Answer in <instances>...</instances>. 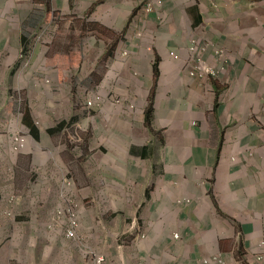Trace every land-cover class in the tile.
Segmentation results:
<instances>
[{
    "label": "crops",
    "instance_id": "1",
    "mask_svg": "<svg viewBox=\"0 0 264 264\" xmlns=\"http://www.w3.org/2000/svg\"><path fill=\"white\" fill-rule=\"evenodd\" d=\"M25 5L28 25L43 38L27 51L21 72H28V81L40 77L42 94L49 87L44 83L51 91L63 86L60 92L72 93L62 78L69 62L82 58V47L86 61H106L109 68L117 60L104 81L108 86L97 80L105 63H95L89 78L91 91L103 99L80 120L94 128V154L105 178L94 183L87 174L83 183L102 189L105 199L127 196L122 202L139 207L131 216L122 214L119 231L105 233L109 245L88 248L108 264H218L212 261L216 256L222 264H264V0H26ZM193 29L195 34L188 32ZM22 36L27 34L20 25L0 24V54L21 58ZM193 40L203 47L204 66L217 75L208 77L200 66L191 74ZM157 57L160 84L149 130L145 110ZM29 66L35 68L25 69ZM116 78L120 86L112 89ZM28 81L20 78L21 87ZM112 91L122 100L112 102ZM130 97L137 100L135 108L127 103ZM217 99L220 127L218 138L211 139L206 123ZM76 179L74 188L80 186ZM92 213L83 212L81 219L91 220ZM37 217L40 230L18 218L17 225L24 226L9 246V264H52L47 246L31 241L45 226L43 214ZM133 221L136 231L121 233ZM59 226L66 237L65 226ZM88 231L89 237H106ZM66 241L56 254L58 264H89Z\"/></svg>",
    "mask_w": 264,
    "mask_h": 264
},
{
    "label": "rangeland",
    "instance_id": "2",
    "mask_svg": "<svg viewBox=\"0 0 264 264\" xmlns=\"http://www.w3.org/2000/svg\"><path fill=\"white\" fill-rule=\"evenodd\" d=\"M25 2L26 0H14V2L13 0H0V7L2 8L0 12V24L9 22L11 25H20L22 32L26 33L28 38V42L24 46L26 49L24 48L21 58L15 59L13 55H10V52H2L0 54V264H9L7 260L9 259V246L15 240L16 230L24 226L17 225L20 222L18 218L26 221L29 226H37V229L40 230L41 221H38L37 217L40 214H43V222L45 223V226L42 227L43 231L40 232L41 235H36L37 237L33 234L32 236L34 238L30 237L31 241L34 240L36 245L42 247L47 246L48 250L54 254L52 256V264H58L56 254L59 253V247L64 240H67L66 243L69 242L72 243L70 245L75 246L74 249L79 257L89 262V264L90 261L93 264L91 253H89L92 250H89L88 247L97 250L98 248L103 249L109 245L111 238L107 237L105 233L108 231L114 232L115 229L119 231L120 228L118 225L121 222L122 214L131 216L135 212L133 210L139 207L137 202H122V200L127 199V196L119 198L117 194L118 199L110 200L109 197L105 199L102 197V189H95L94 186H92L93 189H88L87 187L89 185L83 183V181H88L89 178L94 183H103L105 178L104 172L99 169L101 166H98L100 161L98 160V164L96 163L98 157L94 154L95 149H97L95 148V140L93 137L94 128L92 125L89 127L88 122H81L80 120V117H88L89 113H91V110H87L85 106L87 100L93 99L91 89H95L89 78L91 74H94L92 70H96V67H94L95 63L98 66L105 63V68H102L103 71H99L103 72L100 75L101 77L99 76V72H97L96 74L100 78H96L98 80V86H108V82L104 81L106 79L108 80V70H110V67L117 60H111L109 62V68L106 61L98 60L95 62L96 58L86 61L84 59L88 55H84L82 47V50H79L82 54H78L82 58L78 61L69 62V72L65 78H62L63 82L69 84V87H66V89L71 90L72 93L66 94L63 91L60 92L61 89H65L63 86L59 91H57L55 86H51L53 88L51 91L49 89L50 83H44L45 88L47 85L49 87L47 88L48 90L46 89L45 95L42 94L40 90L42 86L40 77L34 75L28 81V72L24 74L21 72L24 70L22 68L23 62L26 59L24 56L28 53L27 51H33L38 41H42L38 38L36 29L28 25L31 14L29 15L28 12L22 10L26 8ZM35 10L40 9L38 6H34L33 11ZM22 13L24 14L23 18L17 21L16 18ZM36 15L34 14V16ZM12 18L14 19L12 20ZM188 32L195 34L196 29L189 30ZM183 34H185V30ZM192 37L194 36L192 35ZM28 45H31L30 48ZM83 46L85 47L84 42ZM195 47L200 50V54L202 55L204 51L203 47L195 40L190 45L191 55L195 56ZM123 54L124 56L127 55L126 53ZM194 59H196L193 62L195 66L194 70L191 71L193 76L197 74V65L203 64V55L200 63H197V56ZM157 60L160 64V59L157 57L153 64V74L151 75L152 86L147 104V108L150 104L152 105L153 113L155 111V91L157 92L160 84L159 73L156 74L154 69ZM55 64L54 62L53 65ZM34 68L35 66H29L25 69L32 71ZM158 70L160 72L159 67ZM212 71L213 73L209 74L206 72L208 77L217 75V71L214 68H212ZM254 73H257L258 76L261 75V72ZM50 76L53 77V75H48L49 80ZM20 78L21 80L26 79L28 81L26 89L21 87ZM109 86L112 89L119 87V78L110 82ZM217 95L219 99V92H217ZM30 97L33 98L31 102L29 101ZM109 97L115 103L122 100V98L117 96L115 91H112ZM69 98H71V101ZM222 98L224 99L225 96H222ZM218 99L212 111L214 115L210 116L206 123L210 131L211 139L218 138L219 133L220 126H218V115H216L219 107ZM65 100H69L68 105H64L66 103ZM136 101V99L130 97L127 103H130V106L135 108ZM250 103L254 107L259 106V103L252 99ZM147 108L145 110V120ZM26 113L32 118L33 125L39 131L38 139L32 136L31 129L24 122ZM59 122H65V126L76 122L74 125H79L75 129L78 133L77 139L79 142L71 140L63 129L57 131L55 128ZM147 128L150 130L149 127ZM50 129H55L56 131L50 133ZM161 132H163V129ZM85 168H88L90 173ZM76 177L79 178L80 186L78 188H74V185L68 186L67 182L72 184L77 183ZM101 187L99 186V188ZM129 191L130 193H136V190ZM137 198L136 195L131 199L137 200ZM118 200L121 201L118 202ZM76 205L79 206L80 220L78 241L64 237L63 233L59 230L62 228L55 221L58 212L66 210L68 213V210ZM90 210L93 211V218H90L91 220L84 219L88 217L84 216L81 219V214L83 212L89 214ZM66 222L67 217H62L60 224L65 226V228ZM134 222H132L133 225H131L130 229H126L121 233L127 232L128 230L136 231ZM90 229L93 232L96 230L101 234L98 236L106 237H89L87 235ZM80 230L84 234H81ZM120 236L121 234L116 237L118 241L121 240ZM70 252L75 254L73 251ZM106 264H108L107 259Z\"/></svg>",
    "mask_w": 264,
    "mask_h": 264
},
{
    "label": "built area",
    "instance_id": "3",
    "mask_svg": "<svg viewBox=\"0 0 264 264\" xmlns=\"http://www.w3.org/2000/svg\"><path fill=\"white\" fill-rule=\"evenodd\" d=\"M39 39H42L43 36H39ZM195 52H197V63H200L202 61V55L200 54V50L197 49L195 47ZM124 56V54H123ZM196 60V59H195ZM200 66V69L203 70L206 74V72L209 73H213L212 68L210 67H206L204 66V64L201 65H197ZM93 96L92 100H87L85 103L86 109L87 110H92L95 107H97L101 101H102V97L100 94H98L97 92H93L91 93ZM75 124V123H74ZM67 125L64 127L63 131H66V133L68 134L69 138L75 142H79V140L77 139V131L75 130L77 126L79 125ZM74 125V126H72ZM72 126V127H70ZM67 185H74L70 182H67ZM66 216L67 217V222H66V230H65V235L67 239L70 240H77L78 241V232H79V228H80V220H79V206L76 205L74 207H72L71 209L68 210V213L66 212V210H64L63 212H58L55 218V221L58 222V225L61 222V218ZM137 228V226H135ZM89 249V248H88ZM91 250V249H89ZM89 253H91V257L93 259V264H106V258L103 254L97 253L96 251L92 250ZM89 255V254H88ZM87 256V254H86ZM261 259V256L257 257V260ZM212 261L218 264H222V258L221 257H213ZM209 260H205L204 263H209Z\"/></svg>",
    "mask_w": 264,
    "mask_h": 264
},
{
    "label": "trees",
    "instance_id": "4",
    "mask_svg": "<svg viewBox=\"0 0 264 264\" xmlns=\"http://www.w3.org/2000/svg\"><path fill=\"white\" fill-rule=\"evenodd\" d=\"M27 41H28L27 37L22 36V42H23V44H27ZM24 48L26 49V47H24ZM158 64H159V61L157 60L156 63H155V65H154V69H155V71H156V74L159 73V70H158V67H159V66H158ZM216 90H217V92H219V89H216ZM152 114H153V108H152V105L150 104V106L147 108V111H146V125H147L150 129L152 128V120H153V116H152ZM24 122H25L26 126H28V127L31 129L30 132H31L32 136H33L35 139H38V138H39V131H38V129L33 125L32 120H31V118L29 117V115H27V113H26V117H25V119H24ZM65 125H66L65 122L59 123L55 129H56L57 131H61L62 129H64ZM55 129H54V130L50 129V130H49L50 133H53L54 131H56Z\"/></svg>",
    "mask_w": 264,
    "mask_h": 264
},
{
    "label": "clouds",
    "instance_id": "5",
    "mask_svg": "<svg viewBox=\"0 0 264 264\" xmlns=\"http://www.w3.org/2000/svg\"><path fill=\"white\" fill-rule=\"evenodd\" d=\"M207 75V74H206Z\"/></svg>",
    "mask_w": 264,
    "mask_h": 264
}]
</instances>
